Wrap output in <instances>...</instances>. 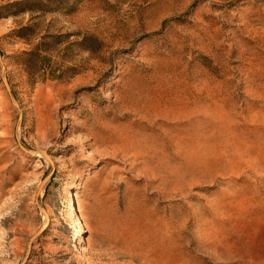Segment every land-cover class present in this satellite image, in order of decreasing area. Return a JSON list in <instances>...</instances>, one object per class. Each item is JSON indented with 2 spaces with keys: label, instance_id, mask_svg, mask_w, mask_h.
Segmentation results:
<instances>
[{
  "label": "rangeland",
  "instance_id": "rangeland-1",
  "mask_svg": "<svg viewBox=\"0 0 264 264\" xmlns=\"http://www.w3.org/2000/svg\"><path fill=\"white\" fill-rule=\"evenodd\" d=\"M24 1L0 0V264H264V0ZM46 37L62 79L26 70Z\"/></svg>",
  "mask_w": 264,
  "mask_h": 264
},
{
  "label": "trees",
  "instance_id": "trees-1",
  "mask_svg": "<svg viewBox=\"0 0 264 264\" xmlns=\"http://www.w3.org/2000/svg\"><path fill=\"white\" fill-rule=\"evenodd\" d=\"M37 2L39 1L38 0H35V1L27 0L24 2H20L17 5L19 6L31 5L33 3L36 4ZM24 11L32 12V13L35 12L34 9H24ZM28 29H29L28 27L22 28L20 29L18 33H20L21 31L28 30ZM19 38L23 40H29L28 37H25L23 35H19ZM47 40H48V37L43 38V42L38 44L32 51L26 52L24 54L26 56V59H25L26 70L31 77H34L38 75V73H41L43 71L44 73H47L48 75H50L52 79H58V80L62 79L64 78L66 74H68L71 71H74L75 69L74 67H67L66 69H59V70L54 69V66L52 65V60L49 57V53L51 50L47 48V46L49 45ZM87 42H89L88 44L90 43L93 44V46H98L96 50L97 52L102 51L103 43L98 38H94V36H86L80 43V45H82L83 50L91 52L93 51L92 47H89L88 45H86Z\"/></svg>",
  "mask_w": 264,
  "mask_h": 264
},
{
  "label": "water",
  "instance_id": "water-1",
  "mask_svg": "<svg viewBox=\"0 0 264 264\" xmlns=\"http://www.w3.org/2000/svg\"><path fill=\"white\" fill-rule=\"evenodd\" d=\"M3 71H4V70H3ZM4 84H5L6 88H7V91H8L9 93H11V88H10V85H9L7 79H4ZM16 106L19 107L18 105H16ZM48 159H49L50 163H51L52 166H53V162H52V160H51L49 157H48ZM42 190H43V186H41V188L39 189V191H38V196H37V197H39V195L41 194ZM37 203H38V200H37ZM45 215L48 217L47 214H45ZM41 233H42V231H39V232L36 234V236L40 235Z\"/></svg>",
  "mask_w": 264,
  "mask_h": 264
},
{
  "label": "bare ground",
  "instance_id": "bare-ground-1",
  "mask_svg": "<svg viewBox=\"0 0 264 264\" xmlns=\"http://www.w3.org/2000/svg\"><path fill=\"white\" fill-rule=\"evenodd\" d=\"M70 207V206H69ZM79 224H81V223H79ZM80 230V229H79Z\"/></svg>",
  "mask_w": 264,
  "mask_h": 264
}]
</instances>
